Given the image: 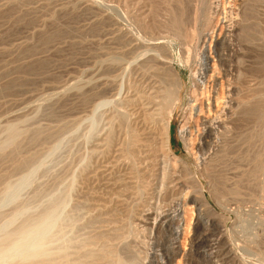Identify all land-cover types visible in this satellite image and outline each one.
Wrapping results in <instances>:
<instances>
[{
	"label": "rangeland",
	"instance_id": "rangeland-1",
	"mask_svg": "<svg viewBox=\"0 0 264 264\" xmlns=\"http://www.w3.org/2000/svg\"><path fill=\"white\" fill-rule=\"evenodd\" d=\"M137 1L132 0L131 2H133L134 6L132 4L129 6L125 0H0V127L3 130V132L0 131V141L5 142L4 139L8 138L7 129L4 132V128H7L12 120L10 124L16 125L19 137L16 140L18 146L11 145L12 147L10 146L9 148L16 150L21 146V149H18L19 152L16 150L13 153L7 148L8 146H3L7 149L5 151L6 154H10L8 156H6L4 150L2 154L0 149V173H2V175L0 174V238L3 237V239H0V246L3 244L2 242H7V245L0 247V251L2 249L0 252V264H22L25 260L40 261L42 258L40 260L37 258L44 256L47 259L49 257L55 258L54 256L61 255V252L66 255L68 253L67 256L68 258L70 256V260L72 258L76 259L80 251L83 250L81 248L86 244L85 241L95 235L96 229H104L103 231L110 233L111 224L113 225L115 222L118 225L120 224V231L124 233H121L123 235L120 236V239L122 237L121 240L115 238L114 242H117L116 239H118L117 243H119L120 250L123 249L125 252L122 253L123 255L121 254L125 264L130 262V264H264V50L262 49L264 48V6L258 3L253 6L252 11H249L248 15L250 18L247 21V30L244 33V37H234L235 40L231 38L233 40L227 42V45L228 43L236 44L230 45L232 47H247L248 45V47L255 46L254 48H259L261 51L254 50V52L238 54L239 57L232 53H227L222 58L213 54L209 58L208 70L206 69V73L203 75V77L207 75L206 79H201V82H206H204L205 86L201 85L198 88V98L201 101L198 104L202 106L204 104V110L197 114L195 110L188 111L189 114L193 112L190 118L193 121L190 120L189 125L191 123L192 126L197 125L204 132H199L198 130L200 129L197 130V127L191 126L194 129L193 132L195 133L193 135L195 134V136H193L194 140L192 139L193 141H191V149H188L181 138L179 130L184 121L183 117H185L190 93L197 86L194 73L197 71L198 66L199 68L202 67L195 53V43L197 44L198 37L196 36L197 38L193 39L192 42L185 41L175 36L169 23H171L170 15L177 10V12L179 11L178 13H184L182 15L184 24L191 26L193 24L192 19H190L192 17L191 13H194L193 9L195 7L191 3L195 4L196 0H186L185 3V0ZM181 2L182 5L180 4ZM138 13L143 15H146V13L150 14H147L146 25L145 22L143 24L137 21V17L134 18ZM199 24L197 25L198 31H202L204 24ZM220 25H218L220 28L218 26L215 27L214 40L212 37H208L209 44H215L218 36L226 34L227 30ZM221 28L224 29L222 30ZM55 30L58 31L56 32ZM63 33L65 36H63ZM218 33L221 34L219 35ZM43 36L46 40L43 39ZM157 37L164 46L165 55H170L172 59L171 65H174L182 82L180 104L177 106L170 123L171 127L169 126L171 152L182 162L177 161L174 163L172 161V164L170 160L161 157L156 164L151 163V167L149 165L150 159H146L144 161L149 160L148 163L143 161L139 164L140 169L143 168L140 172H145L144 174L146 175L148 173V176L144 178L141 173L133 175L129 169H127L128 171L124 169V160L122 159L124 156L118 151L120 145L118 143L124 137L122 133L124 124L123 126L120 125L118 118L113 115L116 114L114 109L127 90V83L130 78L135 80V77L141 76L140 71H137L139 75L137 73V75H134L133 72L138 70L136 68L138 61L145 58V55L149 56L153 53L152 50H147V46L150 41L152 42ZM161 37L162 40L160 39ZM44 40L47 42L44 43ZM134 44L135 50L133 49L131 54L129 49ZM142 44L146 46L144 47ZM140 45L141 48L139 47ZM185 50L187 51L185 52ZM190 50L194 51L195 54ZM146 51L150 54L148 52L145 54ZM134 54L141 56L138 60H136V56L135 61H133L135 58ZM119 58L121 60H118ZM120 61L121 63H119ZM127 62H129L128 69L132 72L126 71ZM131 74H133L132 77ZM123 75H125L126 79ZM138 77L136 80L140 81ZM145 80L146 78L143 83ZM147 80L150 82V78ZM49 88H52V90ZM53 94L55 95L53 96ZM44 95L48 98H45ZM214 95L217 97L216 100H214ZM208 99L213 102L210 109L205 104ZM259 110L261 111L260 113ZM48 112L51 113L49 114ZM260 117L262 119H259ZM213 120H216V123ZM114 122L118 124H114ZM197 123L200 126L205 124L199 127ZM116 124L119 127L121 126L120 129H122L117 128ZM205 125L214 127L215 137H213L212 145L200 149V142L203 141L201 137L205 134ZM110 127L112 129L115 127L116 129L112 130ZM36 129L39 130L37 131ZM62 130L64 131L62 132ZM33 131L38 133L35 134ZM107 132L115 133V135L112 134L114 136L113 140H116L114 142L118 146L116 144L111 146L112 149L116 147L113 150L111 147H106L107 149L104 147L106 142L103 140ZM198 133H201V137ZM50 137L51 139H49ZM29 140H32V142ZM2 144H0L1 147ZM102 147H104V150ZM112 151H115V154ZM14 152H16L15 155ZM110 154L114 156H110ZM119 155H122V157ZM108 156L109 158H107ZM118 156L122 159L120 162L122 169H118L121 167V164L117 162ZM26 157L30 158H28V163L23 165V168H15V162L19 163L20 158L23 160L27 159ZM111 157L112 159H110ZM113 157L115 160H113ZM205 159L206 162L204 161ZM216 159L220 161L214 163L213 161H216ZM258 160L262 162L260 167H263V169L259 168L258 170V168H255ZM107 161L111 166L108 165ZM114 162L115 164H113ZM211 162L214 163L216 168L219 163L218 167L222 168H219L221 171H219L220 178H223L222 180L225 184L221 181L220 183L219 181L214 180L216 181L214 182L211 180L210 173H208L210 169H206V167L211 166ZM112 165L115 166L113 167ZM181 165L186 166L185 169ZM201 166L204 171L206 169L208 172L202 171ZM143 170L145 171L143 172ZM107 171L114 173L113 177H111L114 180L121 178L120 181L122 182L117 181L119 188H111L114 181L109 178V172L107 173ZM101 172L102 174L104 172L107 174L99 176ZM120 172L127 175V177L122 175V173L120 176ZM248 174H251V176ZM5 175L7 176L5 177ZM132 176H137V178H131ZM149 177L152 179H149ZM128 178L134 180L130 181ZM175 178L185 184L184 192L186 194L182 193V196L185 195V199H187V205L183 210V214L185 213L183 220L186 229L184 228L179 237V242H177L179 247L178 253H175L176 255H172L171 252L170 256H172L169 261H153L150 257L148 258L150 252L157 250L159 253L162 247H169L174 241L175 235H173L172 231L161 229V231L156 232L153 230V222L157 214L167 207L169 198L176 196L172 195L175 193L172 192L170 187L172 185L171 179ZM4 181L7 182L6 186H9L7 187L8 189L4 186ZM99 181L100 183H98ZM11 183L12 187L10 186ZM120 185L122 186L120 187ZM124 188L128 189L125 190ZM170 190L171 192L169 193ZM242 191L244 192L242 193ZM199 194L200 197L203 196L207 206H210L202 207L200 215H198V210L189 203L191 195L199 196ZM177 195L180 196V194ZM249 195H253V197ZM97 197H101L104 200L97 199ZM107 198L108 200H106ZM112 199L122 200L117 203V205L120 203L118 207L113 208V212L108 211L110 214L105 213L103 215L108 218L117 209L114 216L117 218L121 217V219L114 218L112 222L104 219L103 215L99 214L103 218L101 220L102 218L98 217V211L96 212V210L103 206H113L115 200ZM105 200L106 202L104 203ZM71 210L73 211L71 212ZM92 213L96 214L98 219ZM90 216L92 219H89ZM73 222L74 224H71ZM217 223L224 224L222 229L224 234L223 241L228 248L229 254L227 252L220 256L215 254L207 255L205 253L199 255L190 253L191 256L189 253L188 255L184 254L185 250H189L190 240L194 236L203 238L204 235L206 237L209 234L207 237L217 238V233L214 232V226ZM195 227H198L197 235ZM78 232H81V234ZM75 236L78 238L76 237L75 239ZM19 237L20 239H17ZM12 239L15 240L11 242ZM3 247H5L4 251ZM53 251L54 254H52ZM33 252H35V255H33ZM69 253L74 254L70 255ZM48 254H52V256H48Z\"/></svg>",
	"mask_w": 264,
	"mask_h": 264
},
{
	"label": "bare ground",
	"instance_id": "bare-ground-1",
	"mask_svg": "<svg viewBox=\"0 0 264 264\" xmlns=\"http://www.w3.org/2000/svg\"><path fill=\"white\" fill-rule=\"evenodd\" d=\"M124 1V0H123ZM132 0H125V2H126V4L127 5H129V6H131V4L133 5V2H131ZM134 1V0H133ZM135 1H137V0H135ZM140 1V0H139ZM139 1H137V2H139ZM176 1V0H175ZM182 1V0H181ZM188 1V0H187ZM136 2V3H137ZM171 2V1H170ZM186 2V0L184 1V3ZM188 3V2H187ZM258 3H261V4H263V5H261V6H264V0H196V3L195 4H192L191 3V5L194 7V13L192 14L191 13V15H192V17L190 18V19H192V25L191 26H187V25H185L184 24V22L182 21V15H184V13L183 14H181V13H178L177 12V10H176V12L174 11H172L173 13H172V15H170L171 16V18H170V22L171 23H169V24H171L170 26L172 27V30L174 31V34H175V36H178V37H180L181 39H183V40H185V41H193V39H196L197 37H198V41H197V44L195 43V53H196V56L198 57V59H199V64H200V66H202L201 68H199V66H198V69H197V71L194 73V77H196V82H197V86H196V88H194V89H192V91H191V93H190V98H189V103H188V106H187V108H186V110H185V117H183L184 118V121H183V123H182V125L180 126V135H181V138H182V140L184 141V144L186 145V147L188 148V149H191V146H192V142L191 141H193L194 139H193V136H195V134L193 135V133H195V132H193L194 131V129L192 128V127H197V125H194V126H192L191 124L189 125V122H190V120H192V119H190L191 118V115H192V113L193 112H190V114L188 113V111H191V110H195L196 111V114L198 113V112H201L202 110H204L203 108H204V104H203V106L202 105H199L198 103H200L201 101H200V99L198 98V88H200L199 86H205V81H202L201 82V79L202 78H205V77H203V75L206 73L205 71H206V69L208 68L207 66H209V58L211 57V56H213V54H215V55H217L218 57H221L222 58V56L223 55H226L227 53H232V54H236V57L238 56V54H244V53H247V52H250V51H253L254 52V50H260L259 48H254V47H252V46H250V47H248V45H247V47L246 46H244V47H246V48H244V47H237V46H234V47H237V48H234V47H232L233 45L230 43H228V45H227V42H230L231 40H233L234 39V37H236V38H239L240 36L241 37H244V33L246 32V25H247V21L249 20V11H252V9H253V6L254 5H256V4H258ZM181 5H182V2L180 3ZM137 5V4H136ZM169 5V4H168ZM134 6V5H133ZM141 6V5H140ZM170 6V5H169ZM178 6V5H177ZM184 6V5H183ZM136 7V6H135ZM134 7V8H135ZM156 7V6H155ZM192 7V8H193ZM128 8V7H127ZM133 8V9H134ZM150 8V7H149ZM176 8V7H175ZM186 8V7H185ZM201 8V9H200ZM146 9V8H145ZM169 9V8H168ZM173 9V8H172ZM171 9V10H172ZM177 9V8H176ZM180 9V8H179ZM187 9V8H186ZM143 10V9H142ZM149 10V9H148ZM181 10V9H180ZM192 10V9H191ZM63 11V10H62ZM65 11V10H64ZM68 11V10H67ZM66 11V12H67ZM135 11V10H134ZM134 11H133V13H134ZM140 12V11H139ZM147 12H149V11H147ZM259 12V11H258ZM129 13V12H128ZM136 13V12H135ZM141 13H142V11H141ZM152 13V12H151ZM59 14V13H58ZM147 14H149V13H146V15H143V14H140V13H138L136 16H134V18L135 17H137L136 18V20L137 21H140V22H142L143 24H144V22H145V25L147 24L146 22H147ZM170 14H171V12H170ZM253 14V13H252ZM259 14V13H258ZM132 15V14H131ZM135 15V14H134ZM150 15V14H149ZM149 15H148V17H149ZM186 15V14H185ZM191 15H189V16H191ZM260 15V14H259ZM262 15V14H261ZM167 17H169L168 15H167ZM149 18H151V17H149ZM153 18V17H152ZM57 19V18H56ZM187 19V18H186ZM58 20V19H57ZM142 20H144V21H142ZM262 20V19H261ZM163 21V20H162ZM190 21V20H189ZM60 22V21H59ZM167 23V22H166ZM199 23H203L204 24V27H202V31H198V27H197V25L199 24ZM221 24V25H220ZM223 24V25H222ZM200 25V24H199ZM218 25H220V26H223V27H225V29L227 30V32H226V34L224 33V35L222 36H218V38L216 39V41H215V44H209L208 43V37H212V39H213V34H214V32H215V27L216 26H218ZM57 26V25H56ZM163 27V26H162ZM219 27V26H218ZM217 27V28H218ZM249 27V26H248ZM52 28V27H51ZM66 28V27H65ZM201 28V27H200ZM220 28V27H219ZM250 28V27H249ZM54 29V28H53ZM162 29V28H161ZM222 30L224 29V28H221ZM60 30V29H59ZM172 30H170L171 32H173ZM218 30H220V29H218ZM250 30V29H249ZM56 32L58 31V30H55ZM221 31V30H220ZM219 31V32H220ZM52 32V31H51ZM65 32V31H64ZM46 33V32H45ZM54 33V32H53ZM60 33V32H59ZM223 33V32H222ZM52 34V33H51ZM50 34V35H51ZM64 34V33H63ZM219 35L221 34V33H218ZM58 35V34H57ZM60 35V34H59ZM126 35V34H125ZM63 36H65V34L63 35ZM197 36V37H196ZM48 37H50L49 35H48ZM52 38V37H51ZM50 38V39H51ZM215 38V37H214ZM231 38H233V39H231ZM43 39H45V37L43 36ZM48 39V38H47ZM125 39V38H124ZM161 40H162V37L160 38ZM46 40V39H45ZM44 40V41H45ZM214 40V39H213ZM235 40V39H234ZM52 41V40H51ZM148 41V40H147ZM195 41V40H194ZM47 41H45L44 43H46ZM130 42V41H129ZM132 42V41H131ZM137 42V41H136ZM138 43V42H137ZM136 43V44H137ZM162 42L159 40V38L157 37V38H154V40L151 42L150 41V44L147 46V50H152L153 51V53H149L148 51H146L145 52V54L148 52V54H150L149 56H147V55H145L146 57L145 58H143V59H141L140 61H138V64H137V62H136V68L138 69V70H136V72H133L134 73V75L137 73V71L139 72L140 71V77H138V78H140V81H137L136 80V78L137 77H135L134 78V76H133V78L136 80H131V78H130V80L128 81V83H127V90L124 92V95H123V97H121L122 99L120 100V101H118V104L116 105V107H115V109H114V111H115V113L116 114H114V113H112V114H114L113 116H116L118 119L117 120H119V124L120 125H122L123 126V124H124V126H123V135H124V137H123V139L121 140V142L120 143H118V145H119V152L124 156V158H122L124 161H123V164H124V169H129L130 170V173H132L133 175H135V174H139V173H141V175L143 174V177L145 178V177H147L148 176V173H147V175L146 174H144L145 172V170H143V172L144 173H142V172H140V170H142V169H140V167H139V164H140V162L142 163L144 160H146V159H150V166H151V163H155L156 164V162H159L160 160H159V158H161V157H163L164 159H166V160H170V162L173 164V162L174 163H176L177 161H180V159H177V156L175 155V154H173L172 152H171V149H170V147H171V144H170V141H169V126H170V123H171V121H172V118H173V116H174V113H175V111H176V109H177V106L180 104V92H181V89H182V82H181V77H180V75L177 73V71H176V69L174 68V65H171L172 63H171V58H170V55L169 54H167V55H169V56H167V55H165V52H164V46L161 44ZM182 43V42H181ZM185 43V42H184ZM233 43V42H232ZM239 43V42H238ZM19 44V43H18ZM28 44V43H27ZM48 44V43H47ZM121 44V43H120ZM126 44H128V45H130L129 43H126ZM139 44V43H138ZM138 44H137V46H138ZM29 45V44H28ZM143 45V44H142ZM187 45V44H186ZM230 45H232V46H230ZM236 45V44H235ZM255 45V44H254ZM121 46H123V44H121ZM132 47H130V49H129V51H130V53L132 54V52L131 51H133V49L135 48V44L134 45H131ZM136 46V47H137ZM144 46V45H143ZM146 46V45H145ZM144 46V47H145ZM140 48H141V45L139 46ZM143 47V48H144ZM194 47V46H193ZM262 48V47H261ZM16 49V48H15ZM185 49V48H184ZM187 49V48H186ZM191 49V48H190ZM263 50H264V48H262ZM135 50V49H134ZM142 50V49H141ZM146 50V49H145ZM144 50V51H145ZM194 50V49H193ZM125 51V50H124ZM140 51V50H139ZM168 51V50H167ZM182 51V50H181ZM187 50H185V52H186ZM191 51V50H190ZM190 51H188V52H190ZM261 51V50H260ZM120 52V51H119ZM141 52H143V51H141ZM184 52V53H185ZM191 52H193L194 53V51H191ZM256 52V51H255ZM137 53V52H136ZM135 53V54H136ZM194 53V54H195ZM134 54V55H135ZM125 55H126V53H125ZM115 56V55H114ZM123 56V55H122ZM131 56H133V55H131ZM136 56H137V59H136ZM141 56V55H140ZM140 56H138V54L137 55H135V58H134V60L133 61H135V59L136 60H138L139 58H140ZM143 56V55H142ZM195 56V55H194ZM217 56H216V58H217ZM227 57V56H226ZM239 57V56H238ZM123 58H124V56H123ZM112 59V58H111ZM105 60V59H104ZM118 60H121L120 58L118 59ZM117 60V61H118ZM126 60V59H125ZM131 60V61H132ZM130 61V60H129ZM186 61V60H185ZM111 62V61H110ZM187 62V61H186ZM185 62V63H186ZM112 63V62H111ZM119 63H121V61L119 62ZM128 63L129 62H127V69H126V71L127 70H129L128 69ZM134 63V62H133ZM211 63V62H210ZM245 63V62H244ZM40 64V63H39ZM42 64V63H41ZM113 65V64H112ZM135 65V64H134ZM214 65V64H213ZM122 66V65H121ZM216 66V65H215ZM40 67H42V66H40ZM44 67H45V65H44ZM109 67V66H108ZM112 67V66H111ZM241 67V66H240ZM113 68V67H112ZM116 68V67H115ZM120 68V67H119ZM213 68V67H212ZM122 69V68H121ZM125 69V68H124ZM215 69V68H214ZM109 70V69H108ZM114 70V69H113ZM117 70V69H116ZM134 70H135V68H134ZM208 70V69H207ZM122 71V70H121ZM123 71H125V70H123ZM129 71H131V70H129ZM132 72V71H131ZM119 73V72H118ZM126 73V72H125ZM110 74V73H109ZM124 74V73H123ZM127 74H128V72H127ZM126 74V75H127ZM138 75H139V73H137ZM136 74V75H137ZM108 75V74H107ZM132 75L133 74H131V77H132ZM124 76V78H125V75H123ZM120 77V76H119ZM122 77V76H121ZM132 78V79H133ZM146 78V80H145V82L143 83V80ZM150 78V82L147 80V79H149ZM151 78H152V80H151ZM117 79V78H116ZM126 79V78H125ZM124 79V80H125ZM206 79V78H205ZM108 80V79H107ZM114 80H115V78H114ZM123 80V79H122ZM203 80V79H202ZM210 80V79H209ZM15 81V80H14ZM126 81V80H125ZM149 83H148V82ZM111 82V81H110ZM117 82V81H116ZM115 82V83H116ZM195 82V81H194ZM205 82V83H204ZM148 83V84H147ZM218 83V82H217ZM106 84V83H105ZM195 84V83H194ZM125 84L123 83V86H124ZM196 85V84H195ZM106 86V85H105ZM125 87V86H124ZM60 88V87H59ZM121 88V87H120ZM212 88V87H211ZM49 89H51L52 90V88H49ZM49 89H47V90H49ZM56 89V88H55ZM122 89V88H121ZM112 90V89H111ZM115 90V89H114ZM124 90V89H123ZM201 90V89H200ZM58 91V90H57ZM203 91V90H202ZM48 92V91H47ZM122 92V91H121ZM121 92H119V93H121ZM56 93V92H55ZM52 94V93H51ZM59 94V93H58ZM64 94V93H63ZM211 94V93H210ZM217 94V93H216ZM46 95V94H45ZM44 95V96H45ZM55 94H53V96H54ZM117 95V94H116ZM47 96V95H46ZM45 96V98H48V97H46ZM49 96H51V95H49ZM52 96V97H53ZM61 96V95H60ZM208 96V95H207ZM213 96V95H212ZM215 96V95H214ZM118 97H120V96H118ZM216 97V96H215ZM214 97V100H216L217 99V97L215 98ZM51 98V97H50ZM201 98V97H200ZM213 98V97H212ZM209 99H211L210 97H209ZM209 99H208V102L207 103H205V104H207V106L209 107V109L211 108L210 106L213 104V102H211V101H209ZM200 101V102H199ZM207 101V100H206ZM237 101V100H236ZM260 101V100H259ZM238 102V101H237ZM242 102V101H241ZM28 103V102H27ZM255 103V102H254ZM258 103V102H257ZM256 103V104H257ZM219 104V103H218ZM260 104V103H259ZM99 105V104H98ZM206 106V107H207ZM225 106V105H224ZM260 106V105H259ZM208 107H207V109H208ZM219 107V106H218ZM255 107V106H254ZM220 109V108H219ZM249 109H251V108H249ZM254 109V108H253ZM51 110V109H50ZM225 110V109H224ZM264 110V109H263ZM244 111H246V110H244ZM243 111V112H244ZM54 112V111H53ZM56 112V111H55ZM222 112V111H221ZM261 111L259 110V113H260ZM49 113V112H48ZM51 113V112H50ZM49 113V114H50ZM250 113H252V112H250ZM195 114V113H194ZM254 114V113H253ZM242 115V114H241ZM51 116V115H50ZM199 116V115H198ZM246 116V115H245ZM249 116V115H248ZM202 117V116H201ZM262 117V116H261ZM259 118V119H262V118ZM26 118V117H25ZM193 118V117H192ZM258 118V117H257ZM12 119V118H11ZM204 119V118H203ZM214 119V118H213ZM264 119V118H263ZM9 120V119H8ZM28 120V119H27ZM202 120V119H201ZM209 120H210V118H209ZM212 120V119H211ZM219 120H220V118H219ZM223 120V119H222ZM12 121V120H11ZM11 121H10V123H11ZM193 121V120H192ZM198 121V120H197ZM207 121H208V119H207ZM214 121V120H213ZM216 121V120H215ZM214 121V122H215ZM218 121V120H217ZM249 121H251V120H249ZM254 121V120H253ZM196 122V121H195ZM199 122H200V120H199ZM205 122H206V120H205ZM211 122V121H210ZM220 122V121H219ZM262 122H263V120H262ZM9 123V122H8ZM8 123H6L7 125H8ZM9 123V125L7 126V128H4V132H5V130L7 131V139L5 140L4 139V141L5 142H1L0 144H2V147H1V145H0V149L2 150V154H3V150H4V153L6 154V148H4L5 146H8L7 148H9L11 145L12 146H15V145H17L18 146V144H16L17 143V141L16 140H18L17 138L19 137V132H18V130H17V128H16V125L15 124H10ZM15 123V122H14ZM115 123H117V122H114V124ZM216 123V122H215ZM223 123V122H222ZM226 123V122H225ZM251 123V122H250ZM17 124V123H16ZM25 124H27V123H25ZM118 124V123H117ZM116 124V125H117ZM198 124V123H197ZM205 124V123H204ZM203 124V125H204ZM206 124H209V123H206ZM212 124V123H211ZM210 124V125H211ZM221 124V122L219 123V125ZM227 124H228V122H227ZM261 124V123H260ZM18 125V124H17ZM113 125V124H112ZM115 125V126H116ZM202 124H201V126H203ZM213 125H214V123H213ZM215 125H217V124H215ZM226 125V124H225ZM118 126V127H117ZM116 127L117 128H119L120 129V127H119V125H117ZM192 126V127H191ZM198 126L199 127H201L199 124H198ZM206 126V125H205ZM204 126V127H205ZM221 126V125H220ZM171 127V126H170ZM207 127V128H206ZM205 127V134L201 137V133H198L199 134V136L202 138V142H200V141H198V142H200V146H199V148L200 149H203L204 147H207V146H209V145H212L211 143H212V140H213V137H215V135H214V127L213 126H206ZM230 127V126H229ZM252 127V126H251ZM1 128V127H0ZM27 128V127H26ZM59 128V127H58ZM66 128V127H65ZM216 128V127H215ZM219 128H221V127H219ZM226 128V127H225ZM235 128V127H234ZM61 129V128H60ZM110 129H112V127H110ZM114 130L116 129L115 127L113 128ZM112 129V130H113ZM122 129V128H121ZM120 129V130H121ZM198 129H200V128H198L197 127V130ZM250 129V128H249ZM37 130V129H36ZM39 130V129H38ZM37 130V131H38ZM43 130V129H42ZM57 130V129H56ZM111 130V131H112ZM196 130V129H195ZM197 130H196V133H197ZM0 131H2L3 132V130H2V128H1V130ZM64 130H62V132H63ZM117 131V130H116ZM199 132H204V130L202 129V131H201V129L200 130H198ZM245 131V130H244ZM256 131V130H255ZM264 131V130H263ZM33 132H35V131H33ZM44 132H46V131H44ZM58 132H60V131H58ZM114 132V131H113ZM233 132V131H232ZM1 133V132H0ZM24 133V132H23ZM36 133H38V132H35V134ZM40 133V132H39ZM118 133V132H117ZM119 133H121V132H119ZM241 133V132H240ZM243 133V132H242ZM50 134H52L53 135V133H51L50 132ZM50 134H48V135H50ZM60 134V133H59ZM112 134H114L115 135V133H112V132H107V134L105 135V138H104V140L103 141H105L106 142V146L104 145V147L106 148H110L111 146H115V142L114 141H116V140H113V138H114V136L112 135ZM197 134V135H198ZM248 134V133H247ZM246 134V135H247ZM253 134V133H252ZM259 134V133H258ZM263 134V133H262ZM24 135V134H23ZM26 135V134H25ZM42 135V134H41ZM44 135V134H43ZM47 135V134H46ZM47 135V136H48ZM232 135V134H231ZM245 135V136H246ZM260 135V134H259ZM36 137H38L37 135H35ZM51 136V135H50ZM58 136V135H57ZM42 137V136H41ZM117 137V136H116ZM197 137V136H196ZM224 137V136H223ZM234 137H236V136H234ZM248 137H250V136H248ZM262 137V136H261ZM35 138V137H34ZM118 138V137H117ZM195 138V137H194ZM199 138V137H198ZM259 138V137H258ZM31 139H33V138H31ZM49 139H51V137L49 138ZM193 139V140H192ZM236 139V138H235ZM2 140V139H1ZM19 140H21V139H19ZM26 140V139H25ZM34 140V139H33ZM45 140V139H44ZM256 140V139H255ZM3 141V140H2ZM23 141V140H22ZM29 141H31L32 142V140H29ZM119 141V140H118ZM252 141V140H251ZM101 142V141H100ZM214 142V141H213ZM254 142V141H253ZM256 142V141H255ZM104 143V142H103ZM195 143V142H194ZM241 143H243V142H241ZM240 143V144H241ZM247 143V142H246ZM249 143V142H248ZM20 144H22V143H20ZM32 144V143H31ZM37 145H39L38 143H36ZM256 144V143H255ZM254 144V145H255ZM117 144H116V146H118ZM4 146V147H3ZM11 146V147H12ZM33 146H35V145H33ZM100 146V145H99ZM225 146H226V144H225ZM228 146H230V145H228ZM32 147V146H31ZM104 147H102V149L104 148ZM21 149V146H19L16 150L18 151V149ZM29 148V147H28ZM98 148V147H97ZM106 148V149H107ZM114 148H116V147H114ZM113 148V149H114ZM10 149V148H9ZM33 149V148H32ZM111 149H112V147H111ZM110 149V150H111ZM112 149V150H113ZM227 149H229V148H227ZM12 152L11 153H13V151H16L14 148H13V150L12 149H10ZM104 150V149H103ZM109 150V151H110ZM258 150V149H257ZM20 151H22V150H20ZM117 151V150H116ZM190 151V150H189ZM9 152V151H8ZM7 152V153H8ZM19 152V151H18ZM36 152V151H35ZM100 152V151H99ZM98 152V153H99ZM102 153H103V151H101ZM105 152V151H104ZM113 152V154H115L114 152L115 151H112ZM112 152H110V153H112ZM233 153H234V151H232ZM250 152V151H249ZM248 152V153H249ZM253 152H254V149H253ZM252 152V153H253ZM262 152V151H261ZM22 153V152H21ZM26 153H27V151H26ZM108 153V152H107ZM116 153H118V152H116ZM236 153V152H235ZM258 153V152H257ZM16 154V152H14V155ZM30 154V153H29ZM95 154V153H94ZM104 154V153H103ZM109 154V153H108ZM107 154V155H108ZM119 154V153H118ZM217 154V153H216ZM229 154V153H228ZM227 154V155H228ZM251 154V153H250ZM250 154H249V156H250ZM8 155H10L9 153H8ZM7 154H6V156H8ZM12 155V154H11ZM14 155H12V156H14ZM105 155H106V152H105ZM104 155V156H105ZM122 155H119V156H121L122 157ZM201 155V154H200ZM203 155V154H202ZM262 155V154H261ZM6 156H2V157H6ZM103 156V155H102ZM110 156H114V155H111L110 154ZM119 156H118V158H119ZM214 156H215V154H214ZM213 156V157H214ZM217 156V155H216ZM218 156H219V153H218ZM256 156V155H255ZM121 157L119 158V160H118V158H117V162H121ZM212 157V156H211ZM235 157V156H234ZM247 157V156H246ZM259 157V156H258ZM14 158V157H13ZM18 158V157H17ZM25 158V157H24ZM27 158V157H26ZM29 158V157H28ZM23 159V160H21V158L19 159V160H17V161H19V163H17V162H15L16 164H15V168H20V167H24L23 165H25V164H27L28 163V160L30 159ZM107 158H109V156L107 157ZM115 158H116V156H115ZM115 158L113 157V160H115ZM221 158V157H220ZM8 159V158H7ZM11 159V158H10ZM16 159V158H15ZM110 159H112V157L110 158ZM201 159H203V158H201ZM218 159H219V157H218ZM218 159H216V161H213V160H211V161H213L214 163H217V161L219 162L220 160H218ZM249 159V158H248ZM1 160V159H0ZM37 160V159H36ZM104 160V159H103ZM109 160V159H108ZM113 160H112V162H113ZM210 160V159H209ZM263 160V159H262ZM261 160V161H262ZM5 161H7V160H5ZM12 161H13V159H12ZM149 161V160H148ZM148 161H146L147 163H148ZM163 161V160H162ZM173 161V162H172ZM205 162H206V159L204 160ZM225 161V160H224ZM252 161V160H251ZM250 161V162H251ZM31 162V161H30ZM145 162V161H144ZM145 162V163H146ZM180 162H182V161H180ZM204 162V163H205ZM249 162V161H248ZM9 163V162H8ZM101 163V162H100ZM99 163V164H100ZM107 163H109L108 161H107ZM201 163V162H200ZM207 163H208V158H207ZM214 163H210V167H206V169L208 170V169H210L209 170V172L208 171H206V169H205V171H204V169L202 168V166H203V164H202V166H201V169H203L202 171H204V172H208V173H210V178H211V180H216V181H221V182H223L224 183V181L222 180L223 178H220L221 176H220V170H219V168L220 167H218V165H219V163H218V165H217V168H216V166L214 165ZM244 163V162H243ZM256 163H257V167H255V168H258V170H259V168H262L263 169V167H260V166H262V162H260L259 160H258V162L256 161ZM6 164V163H5ZM10 164V163H9ZM31 164V163H30ZM103 164V163H102ZM113 164H115V162L113 163ZM121 164V163H120ZM161 164V163H160ZM88 165H89V163H88ZM108 165H110L111 166V164L109 163ZM108 165H106L107 167H108ZM199 165V164H198ZM204 165H206V164H204ZM254 165H255V163H254ZM8 166V165H7ZM100 166H101V164H100ZM113 166V165H112ZM115 166V165H114ZM113 166V167H114ZM120 166V165H119ZM157 166V165H156ZM174 166H175V164H174ZM207 166H209V165H207ZM12 168H14L13 166H11ZM85 167V166H84ZM103 167V166H102ZM141 167H142V164H141ZM152 167V166H151ZM181 167H183L184 169H185V167L184 166H182L181 165ZM204 167V166H203ZM225 167V166H224ZM8 168V167H7ZM9 168H10V166H9ZM21 168V169H22ZM145 168V167H144ZM205 168V167H204ZM230 168H231V166H230ZM20 169V170H21ZM84 169V168H83ZM89 169V168H88ZM103 169V168H102ZM105 169H106V167H105ZM110 169V168H109ZM108 169V170H109ZM111 169H112V167H111ZM115 169V168H114ZM113 169V170H114ZM118 169H122V164H121V167H119ZM147 169V168H146ZM153 169V168H152ZM220 169H222V168H220ZM226 169V168H225ZM253 169V168H252ZM3 170V169H2ZM15 170V169H14ZM85 170V169H84ZM124 171V172H127V171ZM150 170V169H149ZM154 170V169H153ZM167 170V169H166ZM233 170V169H232ZM4 171V170H3ZM8 171V170H7ZM103 171V170H102ZM120 171V170H119ZM118 171V172H119ZM122 171V170H121ZM147 171V170H146ZM186 171H187V168H186ZM220 171V172H219ZM236 171V170H235ZM246 171V170H245ZM12 172V171H11ZM90 172V171H89ZM95 172V171H94ZM97 172V171H96ZM100 172V171H99ZM109 171H107V173H108ZM149 172V171H148ZM151 172H152V170H151ZM163 172V171H162ZM188 172H189V170H188ZM250 172V171H249ZM255 172H257V171H255ZM86 173H87V171H86ZM98 173V172H97ZM106 172H104V174H105ZM106 173V174H107ZM121 173L122 172H120L119 173V175L121 176ZM172 173V172H171ZM207 173V174H208ZM230 173V172H229ZM254 173V172H253ZM1 175H2V173H0ZM91 174V173H90ZM99 174V173H98ZM104 174H102V172H101V174L99 175V176H102V175H104ZM113 172L112 171H110L109 172V174H108V176H109V178H111V177H113ZM149 174H150V172H149ZM165 174H166V171H165ZM183 174V173H182ZM237 174H239L238 172H237ZM256 174V173H255ZM88 175V174H87ZM94 175V174H93ZM122 175H125V174H123L122 173ZM154 175V174H153ZM164 175V174H163ZM209 175V174H208ZM222 175V174H221ZM246 175V174H245ZM248 175H250L251 176V174H248ZM259 175V174H258ZM264 175V174H263ZM262 175V176H263ZM7 175H5V177H6ZM23 176V175H22ZM96 176H97V174H96ZM128 176H130V175H128ZM150 176V175H149ZM152 176V175H151ZM253 176H254V174H253ZM256 176V175H255ZM4 177V176H3ZM84 177H87V176H84ZM104 177V176H103ZM107 177V176H106ZM125 177H127V175H125ZM125 177H123V178H125ZM137 178V176H132L131 178ZM140 177H142V176H140ZM236 177V176H235ZM24 178V177H23ZM52 178V177H51ZM54 178V177H53ZM88 178V177H87ZM95 178H97V177H95ZM122 178V179H123ZM151 177H149V179H150ZM165 178V177H164ZM207 178V177H206ZM242 178V177H241ZM251 178V177H250ZM8 179V178H7ZM12 179V178H11ZM55 179V178H54ZM115 179H116V177H115ZM117 179H119L118 177H117ZM129 180H130V178H128ZM138 179H139V177H138ZM147 179V178H146ZM146 179H144V180H146ZM152 179V178H151ZM247 179V178H246ZM4 180V179H3ZM14 180V179H13ZM85 180V179H84ZM96 180V179H95ZM99 180V179H98ZM111 180H113L114 182H113V187H111L112 189L113 188H119V184H118V182L117 181H119V182H122V181H120L121 180V178L119 179V180H114L113 178H111ZM125 180V179H124ZM128 180V181H129ZM132 180H134V179H131L130 181H132ZM143 180V179H142ZM172 181V185L170 186L171 188H172V192H174L175 194H172V195H176V196H174V197H165V198H169V201H167L168 202V204H167V207H165V209H163V211H161L159 214H157V216L154 218L155 220H154V222H153V230L154 231H156V232H158V231H161V229H165V230H170V231H172V233H173V235H175V237L173 238L174 239V241L172 242V245L171 246H169V247H162V249L161 250H159V251H161V252H159L158 253V251L156 252V251H152V252H150V254L148 255V258L150 257L151 258V260H153V261H166V260H168L169 261V259H170V257L173 255V254H175V253H178V245H177V242H179L178 240H179V237H180V235H181V233H182V231L184 230V228H185V222H184V220H183V217H185V216H183L184 214H183V210L185 209V206L187 205V199H185V195H183L182 196V193H185L184 191H185V184L182 182V181H180V180H176V178L175 179H171ZM254 180V179H253ZM263 180V179H262ZM89 182H91L90 180H88ZM148 181V180H147ZM190 181V180H189ZM216 181H214V182H216ZM237 181V180H236ZM247 181V180H246ZM2 182V181H1ZM5 182V181H4ZM15 182V181H14ZM111 182V181H110ZM220 182V183H221ZM239 182V181H238ZM254 182V181H253ZM262 182V181H261ZM7 182H5V185L4 186H6L7 184H6ZM93 183V182H92ZM96 183V182H95ZM98 183H100V181L98 182ZM128 183H131V182H128ZM192 183V182H191ZM212 183V182H211ZM222 183V184H223ZM263 183V182H262ZM10 184V183H9ZM8 184V185H9ZM107 184V183H106ZM225 184V183H224ZM240 184H241V182H240ZM240 184H237V185H240ZM260 184V183H259ZM258 184V186H260ZM14 185V184H13ZM103 185V184H102ZM104 185H105V183H104ZM108 185H109V181H108ZM110 185H111V183H110ZM213 185V184H212ZM215 185V184H214ZM246 185V184H245ZM252 185V184H251ZM11 187H12V183H11V185H10ZM97 186V185H96ZM122 185H120V187H121ZM249 186V185H248ZM256 186H257V183H256ZM255 186V187H256ZM7 187H9V186H6V188ZM108 187V186H107ZM106 187V188H107ZM125 187V186H124ZM127 187H128V185H127ZM148 187V186H147ZM227 187V186H226ZM243 187V186H242ZM37 188V187H36ZM35 188V189H36ZM134 188V187H133ZM167 188V187H166ZM199 188V187H198ZM214 188V187H213ZM244 188V187H243ZM249 188V187H248ZM254 188V187H253ZM253 188H252V190H253ZM8 189V188H7ZM40 189V188H39ZM125 189V188H124ZM128 188H126L125 190H127ZM135 189V188H134ZM197 189V188H196ZM242 189V188H241ZM256 189V188H255ZM4 190V189H3ZM2 190V191H3ZM9 190H11V189H9ZM41 190V189H40ZM124 190V191H125ZM142 190V189H141ZM222 190V189H221ZM236 190V189H235ZM247 190V189H246ZM258 190V189H257ZM261 190V189H260ZM97 191V190H96ZM116 191V190H115ZM168 191V190H167ZM223 191V190H222ZM241 191V190H240ZM239 191V192H240ZM251 191V190H250ZM7 192H9L8 190H7ZM15 192V191H14ZM38 192H40V191H38ZM121 192V191H120ZM171 192V190L169 191V193ZM244 191H242V193H243ZM261 192V191H260ZM4 193H6V192H4ZM13 193V192H12ZM36 193V192H35ZM112 193V192H111ZM122 193V192H121ZM199 193V192H198ZM197 193V194H198ZM201 193H202V191H201ZM221 193V192H220ZM235 193V192H234ZM238 193V192H237ZM246 193V192H245ZM254 193V192H253ZM256 193V192H255ZM8 194V193H7ZM177 194H180V196H178ZM186 194V193H185ZM215 194V193H214ZM35 195V194H34ZM112 195V194H111ZM135 195V194H134ZM1 196V195H0ZM92 196V195H91ZM109 196V195H108ZM164 196H167V195H164ZM170 196V195H169ZM240 196H241V194H240ZM245 196V195H244ZM250 196V195H249ZM8 197V196H7ZM96 197V196H95ZM220 197V196H219ZM247 197V196H246ZM250 197H253V195L252 196H250ZM2 198V197H1ZM18 198V197H17ZM88 198V197H87ZM99 197H97V199H98ZM187 198V197H186ZM255 198V197H254ZM4 199V198H3ZM95 199V198H94ZM96 199V200H97ZM99 199H101V197L99 198ZM127 199V198H126ZM138 199V198H137ZM233 199V198H232ZM236 199H237V197H236ZM245 199V198H244ZM244 199H242V200H244ZM18 200V199H17ZM87 200V199H86ZM101 200H104L103 198L101 199ZM106 200H108V198L106 199ZM106 200L104 201V203L106 202ZM112 200H115L114 201V204H113V206H109V207H107V206H103L102 208H99L98 210H96V212L98 211V214L97 215H103V214H110L109 212H113V208H116V207H118L119 205H120V203L117 205V203L118 202H120L119 200H117V199H112ZM226 200V199H225ZM263 200V199H262ZM83 201V200H82ZM83 202H85V201H83ZM89 202V201H88ZM101 202V204H103L102 203V201H100ZM108 202V201H107ZM110 202V201H109ZM123 202V201H122ZM218 202V201H217ZM224 202V201H223ZM239 202V201H238ZM25 203V202H24ZM97 203V202H96ZM189 203H191V205H192V207H194V208H196L197 210H198V215H200V213H201V210H202V207H210V206H207V202L205 201V199L203 198V196H201L200 197V194H199V196H197V195H191L190 197H189ZM225 203V202H224ZM235 203V202H234ZM81 204V203H80ZM111 204H112V201H111ZM24 205V204H23ZM84 205V204H83ZM104 205V204H103ZM128 206H129V204H128ZM226 206V205H225ZM135 207V206H134ZM22 208V207H21ZM87 208V207H86ZM76 209V208H75ZM89 209V208H88ZM93 209V208H92ZM119 209V208H118ZM127 209V208H126ZM135 209H137V208H135ZM116 211L114 212V213H112L111 214V216H109L108 218H105L104 217V215H103V217H104V219H108V220H110V221H112L113 222V220H114V218L116 219L117 217H115L114 215L116 214V212H117V209H115ZM121 210H122V208H121ZM128 210V209H127ZM204 210V209H203ZM73 210H71V212H72ZM93 211V210H92ZM109 211V212H108ZM126 211V210H125ZM130 211V210H129ZM108 212V213H107ZM119 212V211H118ZM122 212V211H121ZM136 212V211H135ZM185 212V211H184ZM88 213V212H87ZM186 213H187V210H186ZM74 214V213H73ZM93 214V213H92ZM2 215H4V214H2ZM93 215H96V214H93ZM97 215L95 216L96 217V219H98L97 218ZM98 216V217H101V216ZM124 215V214H123ZM1 216V215H0ZM72 216V215H71ZM126 216H127V214H126ZM129 216V215H128ZM6 217V216H5ZM70 217V216H69ZM94 217V218H95ZM120 217V216H119ZM125 217V216H124ZM3 218V217H2ZM102 218V217H101ZM126 218V217H125ZM141 218V217H140ZM4 219V218H3ZM72 219V218H71ZM76 219V218H75ZM89 219H92L91 218V216H90V218ZM117 219H121V217L120 218H117ZM134 219H135V217H134ZM101 220H103V218L101 219ZM100 220V221H101ZM118 220V221H119ZM7 221V220H6ZM98 221V220H97ZM105 221V220H104ZM103 221V222H104ZM109 221V222H110ZM122 221V220H121ZM2 222V221H1ZM25 222V221H24ZM23 222V223H24ZM68 222V221H67ZM71 222V221H70ZM96 222V221H95ZM108 222V221H107ZM111 222V223H112ZM26 223V222H25ZM98 223V222H97ZM117 222H115L113 225L111 224V230H109V231H111L110 233H108V232H105V231H103V230H97L96 229V233H95V235L91 238V239H87L88 241H85L86 242V244H84V246L82 245V243H80L83 247L81 248V249H83L82 251H80V253H79V255H78V257L76 258V259H74V258H72V260H70V256H69V258H68V253H67V251H66V253H67V255L66 254H63V252H61V255L59 256V255H57V257L56 256H54L55 258H53V257H49V259H47L45 256L44 257H40V258H37L38 260H40L41 258H42V260H40V261H36V260H25V262L23 263L22 262V264H125L124 263V261H123V259H122V253H125L124 251H123V249L122 250H120V248H119V243H117L118 242V239H116L117 240V242H114L115 241V238H119L120 239V236H123L122 234H124V233H122L121 231H120V224L118 225V223L116 224ZM120 223V222H119ZM71 224H74V222L73 223H71ZM88 224V223H87ZM93 224H94V221H93ZM99 224V223H98ZM6 225V224H5ZM25 225V224H24ZM23 225V226H24ZM64 225V224H63ZM67 225V224H66ZM89 225V224H88ZM101 225V224H100ZM210 225V224H209ZM62 226V225H61ZM108 226V225H107ZM110 226V225H109ZM204 226H206V225H204ZM223 226H224V224L223 223H217L215 226H214V232L215 233H217L216 235H217V238H211L210 236H208L207 237V235H209V234H207L206 235V237H205V235H204V237L202 238V237H198V236H194V237H192L191 238V240H190V246H189V250L188 251H184L185 253L184 254H186V255H188V253H189V255L191 256V254L192 253H195V254H197V255H199V254H202V253H205V254H207V255H210V254H215V255H218V256H220V255H222V254H225L226 252L229 254V251H228V248H227V246H226V244L224 243V241H223V231H222V229H223ZM25 227V226H24ZM63 227V226H62ZM124 227H125V224H124ZM208 227V226H207ZM206 227V228H207ZM3 228V227H2ZM22 228V227H21ZM65 228V227H64ZM67 228H68V225H67ZM72 228V227H71ZM101 228V227H100ZM69 229V228H68ZM89 229H91L90 227H89ZM94 229V228H93ZM125 229V228H124ZM123 229V230H124ZM186 229V228H185ZM208 229H209V227H208ZM25 230V229H24ZM82 230V229H81ZM122 230V229H121ZM152 230V231H153ZM204 230V229H203ZM210 230V229H209ZM94 231V230H93ZM206 231V230H205ZM211 231V230H210ZM9 232V231H8ZM26 232V231H25ZM24 232V233H25ZM70 232V231H69ZM204 232V231H203ZM213 232V233H214ZM11 233V232H10ZM21 233V232H20ZM79 234H81V232H78ZM122 233V234H121ZM195 233H196V235L198 234V227H195ZM201 233V232H200ZM210 233V232H209ZM214 233V234H215ZM6 234H8V233H6ZM23 234V233H22ZM62 234V233H61ZM60 234V235H61ZM89 234H91V233H89ZM121 234V235H120ZM211 234V233H210ZM13 234L11 233V236H12ZM28 235V234H27ZM59 235V236H60ZM67 235V234H66ZM77 235V234H76ZM200 235V234H199ZM19 236H21V235H19ZM25 236V235H24ZM63 236V235H62ZM80 236V235H79ZM203 236V235H202ZM6 237H8V236H6ZM13 237V236H12ZM17 237V236H16ZM76 237L77 236H75V239H76ZM9 238V237H8ZM43 238V237H42ZM61 238V237H60ZM59 238V239H60ZM67 238V237H66ZM65 238V239H66ZM78 238V237H77ZM83 238H85V237H83ZM82 238V239H83ZM0 239H3V237L2 238H0ZM17 239H20V237L19 238H17ZM16 239V240H17ZM26 239V238H25ZM68 239V238H67ZM70 239H71V237H70ZM74 239V238H73ZM121 239H122V237H121ZM120 239V240H121ZM9 240H10V238H9ZM8 240V243L10 244V241ZM15 240V239H14ZM13 239L11 240V242L12 241H14ZM22 240H23V238H22ZM79 241H80V239H78ZM126 240V239H125ZM19 241V240H18ZM18 241H16V242H18ZM71 241V240H70ZM69 241V242H70ZM77 241V240H76ZM64 242V241H63ZM63 242H61V243H63ZM67 242V241H66ZM69 242H68V244H69ZM74 242V241H73ZM83 242V241H82ZM3 244V246L6 244L7 245V242L6 241H4V242H2ZM15 243V242H14ZM20 243V242H19ZM72 243V242H71ZM121 243V242H120ZM13 244V243H12ZM35 244V243H34ZM68 244H67V246H68ZM99 244H101V245H99ZM2 245L0 246V247H2ZM11 245V244H10ZM40 245V244H39ZM70 245V244H69ZM150 245V244H149ZM9 246V245H8ZM34 246H36V245H34ZM74 246V245H73ZM76 246H78V245H76ZM80 246V245H79ZM78 246V247H79ZM124 246H125V244L122 246L123 248H124ZM5 247H7V246H5ZM5 247H3V251H4V248ZM14 247V246H13ZM39 247V246H38ZM45 247V246H44ZM59 247V246H58ZM62 247H63V244H62ZM78 247H76V248H78ZM204 247V249H202ZM42 248V247H41ZM75 248V250H77ZM153 248V247H152ZM45 249V248H44ZM58 249H60V248H58ZM62 249H64V248H62ZM67 250H68V248H66ZM73 249V248H72ZM155 249V248H154ZM153 249V250H154ZM158 249H160V248H158ZM202 249V250H201ZM7 250V249H6ZM9 250V249H8ZM43 250V249H42ZM47 250V249H46ZM80 250V249H79ZM127 250V249H126ZM230 250V249H229ZM1 251H2V249H1ZM0 251V252H1ZM36 251V250H35ZM43 251H45V250H43ZM78 251V250H77ZM129 251H131V250H129ZM144 251V250H143ZM69 252H71V251H69ZM172 252V253H171ZM32 253V252H31ZM34 254L33 255H35V252H33ZM37 253H39V252H37ZM58 253V252H57ZM75 253H77V252H75ZM131 253V252H130ZM130 253H128L129 255H130ZM170 253L172 254L171 256H170ZM191 253V254H190ZM4 254V253H3ZM52 254H54V251L52 252ZM52 254L51 255H49L48 254V256H52ZM70 254V253H69ZM74 253H71L70 255H73ZM122 254V255H121ZM133 254V253H132ZM0 255H1V253H0ZM46 255V254H45ZM176 255V254H175ZM75 256V255H74ZM126 256V255H125ZM193 256V255H192ZM73 257V256H72ZM187 258V257H186ZM33 259V258H32ZM74 259V260H73ZM127 260H128V258H126ZM209 259V258H208ZM22 260V259H21ZM130 261V260H129ZM167 261V262H168ZM17 262H19V261H17ZM128 262V261H127ZM16 263V262H15ZM131 263V262H130ZM129 263V264H130ZM9 264V263H8ZM14 264V263H13ZM17 264V263H16ZM133 264V263H132Z\"/></svg>",
	"mask_w": 264,
	"mask_h": 264
}]
</instances>
